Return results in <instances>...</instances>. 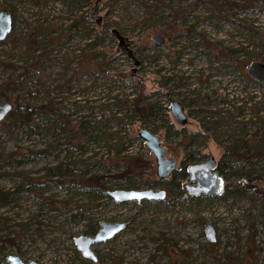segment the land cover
<instances>
[{
  "label": "rangeland",
  "instance_id": "1",
  "mask_svg": "<svg viewBox=\"0 0 264 264\" xmlns=\"http://www.w3.org/2000/svg\"><path fill=\"white\" fill-rule=\"evenodd\" d=\"M228 1L237 5L225 4L221 19L204 18L214 10L213 0H0L12 20L0 40V101L50 100L78 133L69 139L64 132L38 134L23 126L0 137V189L27 185L0 204V264H8L9 254L39 264H264V250L257 249L264 246V196L250 189L241 198L186 197L185 176L178 170L182 159L188 164L207 154L216 166L231 141L253 139V121L264 115V84L244 79L245 54L238 52L235 59L224 54L228 47H242L264 57V0ZM154 34L163 38L160 45L151 42ZM31 40L50 44L40 68L22 75L29 54L40 51L31 49ZM17 73L20 82L5 87ZM28 88L33 93L25 94ZM139 93L159 108L157 115L134 117L123 126L111 121V113L123 115ZM169 97L181 100L184 124L171 116ZM219 106L231 120L203 129L201 119L210 118L205 110ZM52 116L42 114L37 122L45 126ZM81 120L86 126L79 127ZM138 127L156 133L165 155L176 159L167 177H156L154 157L136 136ZM192 132L197 133L189 137ZM118 135L125 146L116 155ZM52 137L62 140L63 148L53 146L41 155L28 151ZM125 161L138 184L106 182L108 189H163V199L90 196L70 182V174L53 175L49 169L67 163L71 174L85 178L120 170ZM101 220L125 225L91 243L96 256L91 261L81 256L73 236L92 235ZM205 223L215 229L213 241L203 235Z\"/></svg>",
  "mask_w": 264,
  "mask_h": 264
},
{
  "label": "trees",
  "instance_id": "2",
  "mask_svg": "<svg viewBox=\"0 0 264 264\" xmlns=\"http://www.w3.org/2000/svg\"><path fill=\"white\" fill-rule=\"evenodd\" d=\"M215 6L213 9L210 10V13L208 15H205L204 18H221L225 19L226 15L222 13L224 11V5L227 4L228 6H236V2L228 1V0H213ZM81 16H78V20H74L72 23L74 26H78V23L81 22ZM77 25H76V24ZM33 29H38V26L33 27ZM36 31L35 35H36ZM33 32V33H34ZM32 34V33H31ZM262 38V36H261ZM32 44L34 45V48H31L32 50L40 48V51L35 54H29L27 58V62L25 64L24 72L21 71V74H27L29 75L32 71L37 70L40 68L41 65V57L43 54H45L48 51L47 45L50 43L45 42V44H38L37 40H31ZM227 52L224 53L228 58H234L235 54H238V52H242L245 55V58L248 59V62L254 61L259 59L258 61L264 62V57H259V53L257 52L254 54L252 51L244 50V48L239 47H228ZM215 58V57H213ZM213 58H211L213 62ZM235 59V58H234ZM216 60V59H215ZM27 70V71H26ZM21 74H13L11 77L7 79V81H4V86L7 87L9 85H13L15 87L16 82H20ZM245 80L250 83L259 84L256 81H253L248 76H244ZM30 84V83H29ZM30 88V87H29ZM29 90L27 93H33V91ZM144 95L136 94L135 97H132V99L126 103L127 109L124 110L125 113L123 115H116L115 111L111 113V121H115L118 126H123L126 123H129L130 120L134 117H136L139 120L148 119L152 116H156L155 110H158L159 108L156 107L153 103L148 102L143 97ZM18 98V97H17ZM251 100V96H248L247 101ZM123 102L122 104H124ZM249 106V105H248ZM122 107V106H121ZM256 107V112L258 111L259 107H261V102H258ZM239 108V107H237ZM56 107H53L50 103V100L46 103H42L40 101H29L28 99L18 101H13L12 104V110L7 113V115L0 120V137L4 135H10L12 132H14L15 129H19L21 127H26L27 129H30L33 132H36L38 134H42V132H45L48 130V134L51 135L50 130L58 131V132H64L67 133L69 139L70 138H76V133L72 129V125H69L66 120L61 119V115H59L57 112H55ZM225 107H217L216 109L212 110H205V112L209 113V117L202 118L201 119V126L203 129L214 127L215 124H217L218 121L223 122H229L231 120L230 115H224L225 113ZM128 111H130L128 113ZM255 112V113H256ZM128 113V114H127ZM42 114L47 115H54L52 118L46 123L45 126H41L37 120H39V116ZM127 114V115H126ZM206 117V116H205ZM127 121H126V120ZM87 122V121H86ZM85 121H80L79 127L86 126ZM146 122V121H145ZM255 125V129L252 133L254 136L253 139H251L249 142H245L244 140L240 141H231L228 145L225 146L224 152L227 154L226 158L222 161H219L217 165L215 166V169L223 174L225 177L230 179H226L225 184L231 185L230 189H223L222 193L218 196H215V198L221 200L226 199L227 197H231V195L234 198H241L246 196L247 190L253 189L254 192L258 193L259 195L264 196V115L259 117L257 116L256 121H253ZM166 128H170L171 124L165 122L164 123ZM118 132H120L121 127L118 128ZM173 132H180V130L172 129ZM116 132H113V134H116ZM197 132H192L187 134L189 137H192V134H196ZM102 134L104 132L102 131ZM110 134V133H109ZM84 135L80 133V136ZM186 135V136H187ZM119 136L118 142H120V146L118 149H116L115 154L119 155L120 151L124 149L121 145L122 136ZM125 136V135H124ZM128 138V137H127ZM77 139V138H76ZM132 140L130 137L127 139V142H131ZM126 142V143H127ZM65 143L61 140L59 141L57 137H52V140L49 142H46L44 146L41 148H37L34 150H28L36 155H41L43 152L47 151L49 148L53 146L61 147L64 146ZM186 156V155H185ZM123 161L125 159H128L129 157H121ZM127 162V163H126ZM260 162L259 165H261L259 168L253 167L254 164ZM125 166H123L122 169L117 170L115 172L107 173L105 175H90L86 176L85 178L82 177V174H71V170H69V166L67 163H59L57 165H54L52 167H49L50 173L55 175L59 170L66 172V174H70L69 177L70 182H74V184L77 186L78 189L84 190L85 192H88L90 196H107L106 190L110 187L106 182H111L112 185H119L121 183H126L127 186L134 187L136 184H138L135 180L134 173L132 172V169L130 168V163L128 161H125ZM185 166L184 159H182V162L179 166V172L180 175L185 176ZM226 170H229L226 172ZM88 180L89 182H86ZM60 183L61 181L58 180ZM85 184V185H83ZM27 190V185L22 184L21 182L17 183L11 190H3L0 189V204H3L4 202H8L7 200L11 199V195L14 193H22L23 191ZM207 199H211L212 197L206 196ZM257 249L264 250V246H260Z\"/></svg>",
  "mask_w": 264,
  "mask_h": 264
},
{
  "label": "water",
  "instance_id": "3",
  "mask_svg": "<svg viewBox=\"0 0 264 264\" xmlns=\"http://www.w3.org/2000/svg\"><path fill=\"white\" fill-rule=\"evenodd\" d=\"M11 14L7 8H0V40L11 29ZM163 38L159 34L151 37L154 45H159ZM245 73L253 81L264 84V62L254 60L248 62L245 67ZM169 111L173 119L184 124L187 116L183 111L181 103L174 98H170ZM12 110V103L9 101H0V120H2L8 112ZM136 136L143 141L145 146L150 150L154 157L155 168L154 173L158 178H165L171 174L176 168V159L173 156H166L164 148L160 145L159 138L156 133L145 127L136 129ZM185 180L181 183V189L186 197L208 196L215 197L222 193L225 180L223 176L215 169V162L211 154H207L202 160L186 164ZM106 194L114 201H123L131 199H163V189L152 188H114L107 189ZM125 225L124 221H99L96 231L90 234H78L73 236V243L81 256L89 258L91 261L96 260V256L90 245L93 242L103 241L111 237L114 233L122 229ZM203 235L206 240L213 241L215 239V229L211 223H205L202 228ZM85 252L90 253L85 255ZM8 264H39L34 260L23 262L18 255L9 254L6 257Z\"/></svg>",
  "mask_w": 264,
  "mask_h": 264
},
{
  "label": "flooded vegetation",
  "instance_id": "4",
  "mask_svg": "<svg viewBox=\"0 0 264 264\" xmlns=\"http://www.w3.org/2000/svg\"><path fill=\"white\" fill-rule=\"evenodd\" d=\"M160 45V44H159ZM169 99H170V97H169ZM169 99H168V101H169ZM178 100V99H177ZM179 101V100H178ZM181 101V100H180ZM179 101V102H180ZM181 103V102H180ZM182 105V104H181ZM183 106V105H182ZM168 108H169V103H168ZM170 112V111H169ZM202 160V159H201ZM198 161H200V160H198ZM185 173H186V171H185ZM186 176V175H185Z\"/></svg>",
  "mask_w": 264,
  "mask_h": 264
},
{
  "label": "snow or ice",
  "instance_id": "5",
  "mask_svg": "<svg viewBox=\"0 0 264 264\" xmlns=\"http://www.w3.org/2000/svg\"><path fill=\"white\" fill-rule=\"evenodd\" d=\"M90 253H88V252H85V255H89Z\"/></svg>",
  "mask_w": 264,
  "mask_h": 264
}]
</instances>
